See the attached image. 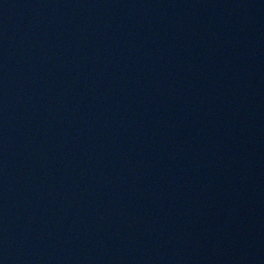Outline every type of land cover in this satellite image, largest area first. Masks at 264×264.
<instances>
[{"label": "water", "instance_id": "95a60500", "mask_svg": "<svg viewBox=\"0 0 264 264\" xmlns=\"http://www.w3.org/2000/svg\"><path fill=\"white\" fill-rule=\"evenodd\" d=\"M0 264H264V0H0Z\"/></svg>", "mask_w": 264, "mask_h": 264}]
</instances>
